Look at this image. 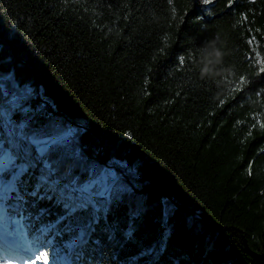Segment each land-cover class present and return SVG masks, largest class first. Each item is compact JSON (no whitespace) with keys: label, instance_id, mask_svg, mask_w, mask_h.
I'll return each instance as SVG.
<instances>
[{"label":"trees","instance_id":"trees-1","mask_svg":"<svg viewBox=\"0 0 264 264\" xmlns=\"http://www.w3.org/2000/svg\"><path fill=\"white\" fill-rule=\"evenodd\" d=\"M8 101L22 137L62 135L0 171L35 250L264 264V0H0Z\"/></svg>","mask_w":264,"mask_h":264},{"label":"rangeland","instance_id":"rangeland-1","mask_svg":"<svg viewBox=\"0 0 264 264\" xmlns=\"http://www.w3.org/2000/svg\"><path fill=\"white\" fill-rule=\"evenodd\" d=\"M204 1H206V0H204ZM12 103H13V101H8L4 104L5 105L4 108L1 109V107H0V134L4 135L5 140H7L8 144H9L8 150L0 158V167L3 166L5 161L7 162L8 159H11L13 156L17 155L20 157V159L22 161L20 163V165L18 166V169H21L22 167H25L26 165L30 164L33 161L32 159L35 158V156H33L32 158L26 157L27 159L25 160V159H23V157L26 154L20 156L19 155L20 153L15 152V150L21 148V146H19L22 143L21 139H23V141H25L23 144H26V142H27L28 147H32L31 146L32 144H30L28 142V140H29L28 138H24V137L20 138L19 125L17 123L11 122L8 119V112L10 111ZM31 150L32 149L30 148L28 150V152H31ZM45 176H51V175L49 172L45 171ZM9 185H10V182H7L3 186H1L0 190L7 189ZM75 189L76 188L74 187L72 190H75ZM78 190H80V192L82 194H80L81 198L78 199L76 203L72 204L71 201H70V203L65 202V204L68 205L67 207H69L70 210L80 208L82 206L85 207L88 204V197L90 194H85L84 190H82V189H78ZM60 191H64V190L61 189ZM96 199H102V198H98L96 195ZM99 201L101 202L102 200H99ZM99 201L96 200V202H95L96 205H97V203H100ZM3 209H4V205L0 203V212H2ZM0 214H2V213H0ZM1 216H3V214ZM6 219H7V217H6ZM20 225H23V224L21 223ZM79 237H80V235L78 236V239H79ZM36 252L37 253L35 254L34 250L29 249V262H30V264H63L62 260L60 259V255L56 252L54 247H52V249H51L52 254H51L50 258L47 256V258L45 259L42 255H40L41 253H44L43 250L36 251ZM0 264H8V263L7 262L6 263L1 262Z\"/></svg>","mask_w":264,"mask_h":264},{"label":"bare ground","instance_id":"bare-ground-1","mask_svg":"<svg viewBox=\"0 0 264 264\" xmlns=\"http://www.w3.org/2000/svg\"><path fill=\"white\" fill-rule=\"evenodd\" d=\"M25 141H23V139H22V143L19 145V146H21V148L20 149H23L24 150V152H26V157H30V158H32L33 156H36L37 155V153L40 151V150H36V149H34L33 147H27L26 145H27V142H26V144H23ZM32 149L31 150V152H28V150L29 149ZM20 149H18L19 150V152L20 153H22V151L20 150ZM34 152V153H33ZM14 159V156L11 158V161ZM6 167V166H5ZM3 169H1L0 171H2ZM0 246H2V247H4V245L0 242Z\"/></svg>","mask_w":264,"mask_h":264},{"label":"water","instance_id":"water-1","mask_svg":"<svg viewBox=\"0 0 264 264\" xmlns=\"http://www.w3.org/2000/svg\"><path fill=\"white\" fill-rule=\"evenodd\" d=\"M63 135H64V134H63ZM60 136H62V135H60ZM60 136H53V137H50L49 139H47V140L45 141V143L48 142V141L51 140V139L58 138V137H60Z\"/></svg>","mask_w":264,"mask_h":264},{"label":"snow or ice","instance_id":"snow-or-ice-1","mask_svg":"<svg viewBox=\"0 0 264 264\" xmlns=\"http://www.w3.org/2000/svg\"><path fill=\"white\" fill-rule=\"evenodd\" d=\"M40 255H42L46 259L47 256H48V253L47 252H44V253H41Z\"/></svg>","mask_w":264,"mask_h":264}]
</instances>
